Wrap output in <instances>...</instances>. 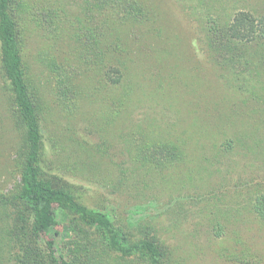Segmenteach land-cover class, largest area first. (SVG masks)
<instances>
[{
    "label": "rangeland",
    "instance_id": "374dc122",
    "mask_svg": "<svg viewBox=\"0 0 264 264\" xmlns=\"http://www.w3.org/2000/svg\"><path fill=\"white\" fill-rule=\"evenodd\" d=\"M143 1L151 23L119 33L112 0H14L39 92L46 175L77 185L131 239L156 234L173 250L163 264H241L245 256L264 264V217L255 208L264 191V0ZM81 18L104 23L103 61ZM219 26L221 40L242 37L263 54L245 66L248 53L236 49V65H213L207 36ZM53 58L78 86L71 100L58 98ZM11 102L0 61V264H19L23 249L5 245L3 230L28 212L16 203L23 128ZM157 139L182 141L187 157L145 160L142 146ZM56 216L40 238L42 253L53 240L72 264H147L99 244L69 211L59 207Z\"/></svg>",
    "mask_w": 264,
    "mask_h": 264
},
{
    "label": "trees",
    "instance_id": "16d2710c",
    "mask_svg": "<svg viewBox=\"0 0 264 264\" xmlns=\"http://www.w3.org/2000/svg\"><path fill=\"white\" fill-rule=\"evenodd\" d=\"M13 2L14 0H0V61L3 75L11 88L13 102L11 103L17 110L23 128V142L19 153L20 181L16 186V197L19 202L16 203L20 205L19 210L26 209L28 212L23 217L16 218L12 227L3 230L4 238L9 239L8 242L5 241V245L14 243V248L18 246L23 249V252L19 249L20 254L16 256L19 264H49V261L52 264H72L58 253L55 241H48L43 253L38 246L43 233L57 225L56 209L61 207L74 216L84 231L91 232L99 244L120 257L136 256L144 259L147 264L173 261L172 248L160 240L156 234L151 235L149 231L144 237L131 239L128 231L119 226L108 212L90 207L85 203L77 193L79 189L77 185L68 180L55 183L46 175L44 164L47 146L41 121L39 92L27 64L21 31L12 11ZM111 6L115 11L114 16L111 17L115 18L112 19L111 25L119 33L129 25L151 23L152 10L143 0H112ZM91 17L96 18V16ZM79 21L83 24L85 40L94 51V56L99 58L98 61H103L106 58L101 46L102 36L106 31L104 23L100 25L84 23L82 18ZM242 26L243 23L238 19L236 27L241 30ZM219 27L216 29L215 37L206 35L208 57L213 65H221L223 68L236 65L235 60L240 56L236 53V49L241 55L247 53L253 55V47L257 49L254 57L247 54V60L242 62L245 66L251 65L255 57L263 54V45L250 44L245 42V39H241L242 37L239 39L227 35L224 40H221L220 36H225L221 34L225 31V27ZM118 38L121 40L123 35H118ZM127 63H129L128 60ZM48 67L57 78L58 98L64 97L71 100L73 94L79 91L76 83L65 73L55 58ZM126 100V96L125 99H119L121 106L117 112H121ZM258 125L261 126L257 123ZM235 140L242 142V136H237ZM141 154L147 161L155 159L181 161L187 157L182 141L167 139L148 140L142 146ZM8 203L9 200H6L5 204ZM255 208L258 214L264 217V191L256 196ZM0 234L2 236V231ZM9 249L11 250L10 247ZM239 261L241 264H261L260 260L249 256Z\"/></svg>",
    "mask_w": 264,
    "mask_h": 264
}]
</instances>
